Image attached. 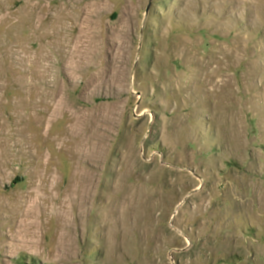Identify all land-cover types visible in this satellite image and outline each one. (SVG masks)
<instances>
[{
  "label": "rangeland",
  "instance_id": "obj_1",
  "mask_svg": "<svg viewBox=\"0 0 264 264\" xmlns=\"http://www.w3.org/2000/svg\"><path fill=\"white\" fill-rule=\"evenodd\" d=\"M0 264H264V0H0Z\"/></svg>",
  "mask_w": 264,
  "mask_h": 264
},
{
  "label": "bare ground",
  "instance_id": "obj_2",
  "mask_svg": "<svg viewBox=\"0 0 264 264\" xmlns=\"http://www.w3.org/2000/svg\"><path fill=\"white\" fill-rule=\"evenodd\" d=\"M88 150V149H87ZM80 158V157H79ZM78 159V158H77ZM78 163H79V161H78ZM73 165V164H72ZM80 165V164H79ZM76 167V166H75ZM78 167V166H77ZM79 172V171H78ZM81 172V171H80ZM84 173V172H83ZM87 175V174H86ZM85 174H80V175H75V177H77L78 179L80 178V179H84V178H86V177H88V176H86ZM89 175V174H88ZM73 178V177H72ZM82 181V180H81ZM85 181V180H84ZM92 182V181H91ZM86 183V182H85ZM90 183V182H89ZM90 185V184H89ZM85 186V185H84ZM83 186V187H84ZM89 187V186H88ZM88 189V188H87ZM90 189V188H89ZM129 189V188H128ZM131 189V188H130ZM133 190H135V188L133 189ZM140 190V189H139ZM87 191H89V190H87ZM128 191V190H127ZM132 193H133V191H132ZM133 196V195H132ZM150 195H147V197H149ZM139 199V198H138ZM132 202V201H131ZM137 203V202H136Z\"/></svg>",
  "mask_w": 264,
  "mask_h": 264
}]
</instances>
